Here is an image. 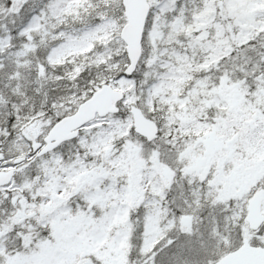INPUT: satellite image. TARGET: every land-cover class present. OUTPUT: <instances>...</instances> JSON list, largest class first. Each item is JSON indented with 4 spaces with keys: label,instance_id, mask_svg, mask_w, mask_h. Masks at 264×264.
Masks as SVG:
<instances>
[{
    "label": "snow or ice",
    "instance_id": "6c2138e0",
    "mask_svg": "<svg viewBox=\"0 0 264 264\" xmlns=\"http://www.w3.org/2000/svg\"><path fill=\"white\" fill-rule=\"evenodd\" d=\"M0 264H264V0H0Z\"/></svg>",
    "mask_w": 264,
    "mask_h": 264
}]
</instances>
